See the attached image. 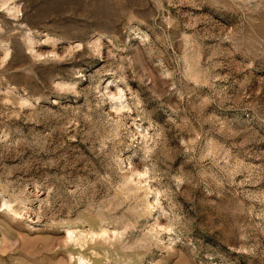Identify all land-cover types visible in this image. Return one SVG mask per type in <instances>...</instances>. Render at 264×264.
Wrapping results in <instances>:
<instances>
[{
  "label": "rangeland",
  "instance_id": "rangeland-1",
  "mask_svg": "<svg viewBox=\"0 0 264 264\" xmlns=\"http://www.w3.org/2000/svg\"><path fill=\"white\" fill-rule=\"evenodd\" d=\"M0 264H264V0H0Z\"/></svg>",
  "mask_w": 264,
  "mask_h": 264
}]
</instances>
